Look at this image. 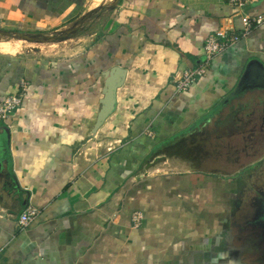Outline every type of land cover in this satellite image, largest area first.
I'll return each instance as SVG.
<instances>
[{
    "label": "crops",
    "instance_id": "0c3cea01",
    "mask_svg": "<svg viewBox=\"0 0 264 264\" xmlns=\"http://www.w3.org/2000/svg\"><path fill=\"white\" fill-rule=\"evenodd\" d=\"M109 6L0 0L2 32L52 35L103 9L99 19L107 17L88 44L76 37L74 48L54 54L0 50V101L27 84L21 107L0 120V264H233L243 245L229 233L234 188L225 178L202 180L213 173L179 152L196 137H264L244 126L264 127L254 113L264 111V24L179 93L183 72L205 60L211 34L242 31L239 15L226 0ZM248 12L264 16V0ZM115 67L126 70L124 83L95 131L104 75ZM216 126L231 130L214 133ZM28 208L38 215L20 230Z\"/></svg>",
    "mask_w": 264,
    "mask_h": 264
},
{
    "label": "flooded vegetation",
    "instance_id": "af4514ba",
    "mask_svg": "<svg viewBox=\"0 0 264 264\" xmlns=\"http://www.w3.org/2000/svg\"><path fill=\"white\" fill-rule=\"evenodd\" d=\"M254 113L257 116L260 115V119L264 115V111H254ZM250 115L249 117H251ZM251 121L244 126L252 134L257 133L258 129L264 130L263 126L258 128L255 125V120ZM213 130L214 133H219L220 130L221 132L225 130L229 131L231 128L216 126ZM205 138L201 139L205 141ZM211 138L208 137L204 145L206 151L210 150V152L208 151L210 155L208 154V157H204V160L211 159L216 164V171L212 172V175L217 176L219 172L229 175L235 173L238 175L243 173V171H250V174H254L259 170L261 162L264 160V137L256 136L250 138L247 142L240 143L224 142L223 140H219L221 139L219 136L216 137L219 141L210 142L212 141ZM221 149L226 152L221 151ZM232 150L235 151L232 152ZM232 169H236L235 172H232ZM244 175L241 177V180H238L242 184L241 188L236 190L234 184H231L235 191L233 200L237 203L240 201V207L239 210L238 206L234 207L235 222L233 224L234 227L229 230V233H233L243 242V245L239 249V254L236 255L235 251L233 252L232 260H234L233 264H264V177L260 178L258 182H253L256 176L253 179H243ZM220 178L222 177L220 176ZM251 191L254 192V196L249 195Z\"/></svg>",
    "mask_w": 264,
    "mask_h": 264
},
{
    "label": "built area",
    "instance_id": "2783aa9c",
    "mask_svg": "<svg viewBox=\"0 0 264 264\" xmlns=\"http://www.w3.org/2000/svg\"><path fill=\"white\" fill-rule=\"evenodd\" d=\"M256 0H226L227 4L239 15L243 29L239 33L227 30H217L209 36L204 46L205 60L195 68L187 69L183 72L181 79L176 84L177 92H186L199 79L204 77L209 71L214 60L225 52L228 48L238 43L241 38L246 37L252 30L264 24V16H252L248 9ZM27 93V84H21L20 90L14 95L5 97L0 101V120L5 121L10 114L17 111L24 101ZM38 212L35 209H26L19 217L17 226L20 230H25L36 219ZM143 216L141 212H136L132 219L133 227L142 226Z\"/></svg>",
    "mask_w": 264,
    "mask_h": 264
},
{
    "label": "rangeland",
    "instance_id": "374dc122",
    "mask_svg": "<svg viewBox=\"0 0 264 264\" xmlns=\"http://www.w3.org/2000/svg\"><path fill=\"white\" fill-rule=\"evenodd\" d=\"M103 10H105V9H103ZM103 10L100 11V13H95V15L90 19H87V20L78 19L76 21H72L71 24L67 25L66 29L63 30V32L61 31L58 34L55 33L52 35H40V34H34V33H23V34L29 35V36H35L38 38H45V37H49V36H56L57 37L58 35H61L70 29H74V31H75L74 33H72L70 38H68L67 40H64V41H57V42H50V43H35V42L31 43V42L24 41L23 46H25V45L26 46L25 47L22 46L21 50L19 51V53H17V55L28 53V52H31L33 50H42L43 52H47L49 54H54V53L60 51L62 48L64 49L65 47H68V48L71 47V45L74 48L78 41H75V40L70 41V39L76 38V37H78V38H76L77 40L80 38V42H79L80 45L81 44H88L89 41L91 40L90 38L93 37L98 30L102 29V24L107 19V17H104L103 19L102 18L99 19L103 13ZM3 38L14 39V37L12 35H9V36L3 35ZM195 139H196L195 143L190 142V143L185 144V148H186L185 152H181V151L179 152L180 155H182L181 157H183V155H184L185 158L186 157H188V159L191 158L190 159L191 162L194 161V163H197V165L195 167H197L198 169H201L204 172H206V171L211 172V173L215 172L216 171V164L213 162V160H211V159L210 160H204V157H208V154L210 155V153H209L210 150H208L209 151L208 152L204 148V145H205L207 139H205V141H203L201 138H198V137H196ZM211 142H213V141H211ZM207 144L209 145V143H207ZM208 145H207V147H209ZM196 149H197L198 156L194 160V159H192V154H193L192 151H195ZM221 151L226 152L225 150H222V149H221ZM234 151L235 150H232V152H234ZM173 154L176 157L177 154H175V151L173 152ZM168 157H173V156H172V154H169ZM207 159H209V158H207ZM263 159H264V157H263ZM235 170L236 169H232V172H235ZM245 172L243 171V173H240L238 175H236L235 173H233L232 175H229L227 173H220L219 172L217 176L203 175V174L198 175V176L202 180L205 178H211V179L215 180L217 178H220V176H221L222 178H225L226 181L230 182L231 184H234V186H235L234 188H236V190H237V189L241 188V186H242V184L239 183L238 180H241V177H243L244 174H245L244 175L245 177L243 179H246V178L247 179L248 178L253 179V177L256 176L253 179V182H258L260 180V178L264 177V160H262L261 165L259 167V170H257L254 174H250L251 173L250 171H245ZM238 177H240V178H238ZM253 184H255V183H253ZM249 193H250L249 194L250 196H254V194H253L254 192L251 191ZM239 202L238 203L233 202V206L234 207L238 206V210L240 207Z\"/></svg>",
    "mask_w": 264,
    "mask_h": 264
},
{
    "label": "water",
    "instance_id": "95a60500",
    "mask_svg": "<svg viewBox=\"0 0 264 264\" xmlns=\"http://www.w3.org/2000/svg\"><path fill=\"white\" fill-rule=\"evenodd\" d=\"M117 5V0H115L114 4L109 6V9L115 8ZM90 16H86L83 18V20H87ZM74 29H70L66 32H64L61 35L56 36H49L45 38H38L35 36H29L25 35L19 32H2L0 31V34L9 36L10 34L23 38L27 42H35V43H50V42H57V41H64L70 38L72 33H74ZM77 32V31H76ZM262 67V66H261ZM250 69V68H249ZM126 75V70L121 69L119 67L112 68L108 72L105 73L106 77V83H105V94H104V99L102 101V107L101 110L98 114L96 126H95V131L99 129L102 124L106 121V119L114 112L115 107H116V95H117V90L123 85L124 83V78Z\"/></svg>",
    "mask_w": 264,
    "mask_h": 264
},
{
    "label": "bare ground",
    "instance_id": "6f19581e",
    "mask_svg": "<svg viewBox=\"0 0 264 264\" xmlns=\"http://www.w3.org/2000/svg\"><path fill=\"white\" fill-rule=\"evenodd\" d=\"M114 2H115V0H96V3L106 4V5H112ZM13 37H14V35H13ZM24 41H26V40H24L23 38H20V37H14V39H5V38H3L2 35H0V50L15 54L19 50H21V48L24 44ZM25 46H23V47H25Z\"/></svg>",
    "mask_w": 264,
    "mask_h": 264
}]
</instances>
